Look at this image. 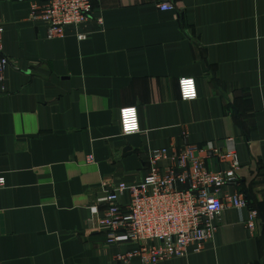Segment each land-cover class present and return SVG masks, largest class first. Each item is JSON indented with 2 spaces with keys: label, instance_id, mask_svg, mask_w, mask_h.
I'll list each match as a JSON object with an SVG mask.
<instances>
[{
  "label": "crops",
  "instance_id": "1",
  "mask_svg": "<svg viewBox=\"0 0 264 264\" xmlns=\"http://www.w3.org/2000/svg\"><path fill=\"white\" fill-rule=\"evenodd\" d=\"M47 1L0 0V264H123L136 246L96 230L106 193L141 182L156 150L227 137L240 170L223 195L247 196L254 230L246 208H226L200 252L158 264H264V0H91L89 20L56 39L30 16ZM181 78L196 100H180ZM129 106L140 131L124 136Z\"/></svg>",
  "mask_w": 264,
  "mask_h": 264
},
{
  "label": "built area",
  "instance_id": "2",
  "mask_svg": "<svg viewBox=\"0 0 264 264\" xmlns=\"http://www.w3.org/2000/svg\"><path fill=\"white\" fill-rule=\"evenodd\" d=\"M22 1V0H20ZM161 11H174L160 4ZM93 10L91 0H48L42 6L31 5L30 16L47 26L50 39L63 38L66 28L84 25ZM100 22V20H98ZM3 28L0 26V83L3 82L8 59L2 51ZM86 35H80L85 40ZM180 100L197 99L196 82L192 78L178 81ZM119 124L124 136L140 131L135 107L119 111ZM92 162V157H87ZM240 162L235 138L227 137L221 145L209 141L186 143L171 156L166 149L150 154L149 170L139 183H120L102 199L103 215L96 218V230L104 234L106 245L133 244L135 250L119 254L116 259L129 264L137 257L141 264H158L185 258L188 249L200 252L215 230L214 220L226 208L247 209L246 227L254 230L258 212L250 208L242 195H223V189L238 181ZM5 178L0 177V188ZM127 193L129 203L123 209L119 196ZM93 214H97L95 208Z\"/></svg>",
  "mask_w": 264,
  "mask_h": 264
},
{
  "label": "trees",
  "instance_id": "3",
  "mask_svg": "<svg viewBox=\"0 0 264 264\" xmlns=\"http://www.w3.org/2000/svg\"><path fill=\"white\" fill-rule=\"evenodd\" d=\"M246 200L248 201L247 196H246Z\"/></svg>",
  "mask_w": 264,
  "mask_h": 264
}]
</instances>
